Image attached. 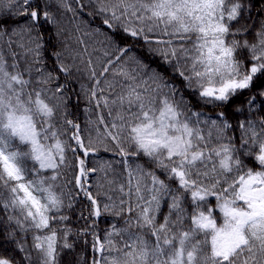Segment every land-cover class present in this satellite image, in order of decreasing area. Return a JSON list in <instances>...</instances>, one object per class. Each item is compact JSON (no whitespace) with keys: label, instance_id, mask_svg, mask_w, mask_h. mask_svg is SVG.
Listing matches in <instances>:
<instances>
[{"label":"snow or ice","instance_id":"1","mask_svg":"<svg viewBox=\"0 0 264 264\" xmlns=\"http://www.w3.org/2000/svg\"><path fill=\"white\" fill-rule=\"evenodd\" d=\"M31 2L0 0V44L7 48L6 51L0 47V208L18 213L6 217L10 224L22 231H33L32 247L38 253L39 264H58V247H74L67 239L71 229L64 226L58 234L54 226L68 219L56 215L66 205L53 189V182L62 176L60 170L69 166L66 149L75 151L61 139L66 135L65 126L72 129L70 139L84 157L77 158V175L70 182L89 201L87 216L98 219L113 209H118L115 215L135 213L127 222L128 227L146 228L153 238L150 243L142 234L132 233L129 242L117 248L112 236L119 232L113 227L104 241L99 235L94 236L91 246L96 256L90 264H101V260L104 264H264V119L237 124L240 148L251 142L258 153H248L256 170L246 168L239 158L244 153L235 146V138L226 135L232 124L225 113H218L216 119H201L206 114L191 112L190 102L174 84L132 56L127 43H120L127 37L164 45L163 49L148 50L162 53L165 63L182 78L185 87L198 90L200 102H220L224 106L245 91L251 92L258 74H264V24L256 32L254 43L237 39L248 31L246 25L231 27L241 11L250 12L251 5L243 0H76L81 10L88 5L95 7L111 32L101 33V43L106 46L102 55H93L97 50L90 51L82 38L90 33L79 26L75 31L81 35L74 40L80 47L70 53L72 65L63 63L64 52L53 53L60 72L67 73L71 67L79 71V65H83L93 87L81 90L97 108L108 109L112 117L110 123H105L104 117L98 115L96 121H90L92 130L86 129L82 136L80 125L67 118L65 85L48 87L58 77L40 66L42 35L35 29L41 20L52 24L57 20L46 10L49 0L29 9ZM54 2L75 14L68 0ZM12 5L19 10L16 14L30 19V25L5 27L13 15H5L3 10ZM155 33L169 39L153 40L149 34ZM240 49L250 53L248 67L237 56ZM125 61L135 65L132 72L124 70ZM110 70L125 81H105L107 89L120 88L111 100L98 96L105 91L100 86L101 79ZM257 96L264 99V86L242 105H236L235 111L242 112L244 106L254 108ZM98 125H103L102 132ZM225 139L228 143L222 142ZM104 141L114 145L111 149L105 147V151H114L122 158L119 163L124 165V171L119 181L114 174L109 178L113 173L110 162L86 167L89 154L97 152ZM139 157H147L151 166L174 180L194 203L215 197L221 222L217 223L215 209L196 203V211L189 217L191 225L184 229L181 195L172 194L165 180L143 167L136 159ZM45 172L49 175L42 178ZM93 173L101 174L95 194L88 183ZM226 173L233 175L229 179ZM113 193L118 194L115 199ZM163 199L171 201L170 213L157 223L156 213ZM89 228L91 225L82 232ZM7 235L14 238L15 232L8 231ZM17 248L25 251L22 242H17ZM113 251L119 255L109 261L104 253ZM25 259H30V255ZM0 264H15V257L0 255Z\"/></svg>","mask_w":264,"mask_h":264},{"label":"trees","instance_id":"2","mask_svg":"<svg viewBox=\"0 0 264 264\" xmlns=\"http://www.w3.org/2000/svg\"><path fill=\"white\" fill-rule=\"evenodd\" d=\"M45 0H32V2L27 6L31 9L33 6H39L43 4ZM75 14L73 12L67 11L55 4L54 0H49V7L46 9L50 11L53 17L57 20L56 24L50 22H45L41 20L39 22V27L35 29L42 35V63L41 67L49 72H52L58 77L57 80L51 82L48 87L55 88L57 84L65 85L64 95L66 97V113L67 118L78 123L81 128V135H85V130H92L89 124V113H90V103L89 99L86 98V94L80 88L77 78L76 67H71L70 71L63 73L59 71L58 62L54 58L53 53L64 52L63 63L65 65L71 66L73 63V57L70 54L72 50L79 48L75 43L74 37L78 34L75 31V26L80 27H90L94 33L100 35L104 38L101 33L111 32L103 24V16L98 14L95 7L92 5L86 6L83 10L77 7L76 0H71ZM84 3L85 0H80ZM244 3L251 5L250 12L241 11L240 17L237 21H233L231 27L236 28L241 25H246L248 31L243 36H238L237 39H247L249 43H254L256 40V32L260 29L261 24H264V0H243ZM227 7V4L225 5ZM19 10L16 9L15 5H12L9 9L3 10V14L11 13L13 19L8 22L5 27H26L31 24L30 19L27 16L16 14ZM78 19V23L76 20ZM73 23V24H72ZM99 30V32H97ZM35 34V33H33ZM149 36L155 40L157 38L167 40L169 37L164 36L161 33L149 34ZM7 39V36H6ZM121 45L127 43L131 47V55L135 56L137 59L141 60L147 64L151 69L161 72L171 84H174L177 89L183 93L187 101L190 102L191 112H200L203 115L202 118L205 119H216L218 113L223 112L229 123L232 124V128L226 133L227 136L234 137L235 146L240 149L244 154L239 156V158L244 161L246 168H253L256 170L255 165L252 163L251 159L248 157V153L258 154L256 148L251 145L248 147L240 148V130L237 128V124L241 121L251 120L253 122H259L264 119V99L261 97H256V106L249 109L244 106V110L240 113L235 111L236 105H242L243 101L247 99L250 95H254L257 88L264 86V74H258L257 79L253 85L251 92L245 91L242 95H238L234 100L230 101L227 105L221 106L220 102H215L213 104H205L200 102L197 89H187L185 87V82L178 75H175L171 70V65L165 63L162 53H150L149 47L163 49L164 45H159L156 43L148 44L140 39L123 38L120 40ZM178 44L179 41H174ZM190 43V42H188ZM0 47H5L6 45L0 44ZM13 49L17 52L20 50L16 48L13 44ZM67 49L68 51H65ZM99 53V51H98ZM237 56L243 60L245 67H248L251 63L250 53L247 49H240L237 52ZM9 60L11 58H8ZM17 59H20L17 57ZM124 59V58H122ZM126 65L133 64L131 61H125ZM21 68L24 67L23 60H20ZM36 75L35 73L33 74ZM110 94L113 95V91L109 90ZM257 123V127H258ZM66 127V135L62 136L61 139L66 141L68 144L72 145L75 151H70L66 149L65 157L69 166L63 167L60 171L62 176L58 178L57 181L53 182V189L56 191L57 195H61V198L65 202V207H62L59 213L56 215L66 216L68 219L63 222V224L57 222L54 226L59 232H61L64 226L71 229V233L68 235L67 239L69 242L73 243L74 247L72 249H60L58 247V264H90V261L96 256V253L92 250V242L95 235H99L101 240L104 241L105 237L112 232L113 227L119 232V235L112 236L113 244L120 248L126 242H129V237L132 233L142 234L145 228H131L128 227V221L135 217V213L128 214L122 213L120 215H115L114 212L118 209H113L107 214L102 215L100 218L96 219L91 216H87L90 209L89 201L82 195L78 194L77 187L73 181L74 177L77 175L75 164L77 158H84L81 155V150L76 147L74 141L70 139V134L72 129L68 126ZM205 127L204 125L201 126ZM93 138H95V132H91ZM223 143H228L225 139ZM48 143H52L49 141ZM216 144L217 141L213 140ZM113 148L114 145L110 141H104L102 146H99V150L95 153H90L87 157V165L89 168H96L102 166L105 162H110L112 164L113 173L110 174L109 178H114L119 181L121 179L120 174L124 171V165L120 164L119 161L122 159L114 151H105L104 148ZM138 162L148 169L149 171L155 172L157 176L164 179L165 182L173 190L172 194L179 193L182 197L181 207L184 209L183 212V228L187 229L191 225L189 217L193 215L196 211V203L201 205L207 204L211 208L215 209L214 215L216 216L217 223L219 224L222 220V214L219 212L217 206V199L215 197H208L206 201L194 203L187 192L178 188V185L174 180H169L166 178V174L158 168L151 166V162L148 161L147 157L136 158ZM32 162H29L31 166ZM49 173L45 172L42 174V178H47ZM100 173H93L88 178V183L91 185L90 191L95 194V185L100 179ZM229 179L232 177L233 173L225 174ZM225 185L221 183V187ZM113 198L115 199L118 194L113 193ZM7 193H5V197ZM121 198H123L121 196ZM103 199V198H101ZM170 203L168 199L161 200L160 208L156 213V222L161 223L165 217L170 213ZM203 210V208H201ZM18 213L12 209L5 211L0 208V255L7 257H15V264H39L38 253L33 249V231H22L16 227L15 224H10L6 217L9 215H17ZM53 213H49L52 215ZM83 214V215H82ZM85 216L87 218H85ZM172 218L175 219V213L172 214ZM91 225L88 232H82V230ZM127 229V231H124ZM8 231L15 232L14 238H8ZM37 233L39 230H35ZM47 232V229L44 230ZM17 242H22L24 245V252H21L17 248ZM30 255V259H25L26 256ZM116 252H106L104 256L110 261L113 256H118ZM101 264L104 261L101 260Z\"/></svg>","mask_w":264,"mask_h":264},{"label":"rangeland","instance_id":"3","mask_svg":"<svg viewBox=\"0 0 264 264\" xmlns=\"http://www.w3.org/2000/svg\"><path fill=\"white\" fill-rule=\"evenodd\" d=\"M68 2L72 6V8L74 9V6H73L71 0H68ZM76 22L78 23V19L76 20ZM74 26L77 27L76 24H74ZM80 28L82 29L83 32L90 33L89 36H83L82 38H83L85 44L86 45H89L90 51L93 48H95L97 50V51H95L93 53V55L94 56L95 55H102L101 50L104 47H106L105 45H103L101 43L104 38H101L100 35H97V33H94V31L91 30L90 27H84L83 26V27H80ZM77 35H81V33H78ZM98 51H99V53H98ZM134 67H135L134 64H131V65H126L125 63L123 64L124 70H126L128 72H132V70H133ZM79 68H80L79 71L76 68V72H77V78H78L77 80H78V83L80 85V88L84 87L86 89H91L93 87L92 80H89L88 77H87V74L83 71V65H79ZM113 69H116L117 71L119 70V69H117V66L116 65H113ZM105 81L113 82V83H116V84H123V83H125L124 78L121 77L120 75L115 74L112 70H110L109 73L105 74V77H103L101 79V85H100L101 87H105V91L102 94L98 93V96H100V95L107 96L108 99H110V100L115 96V94L117 92L120 91V88L119 87H116L115 91H113V95H111L110 92H109L110 89H107L106 86H105ZM89 103H90L89 124H90L91 127H93V126L90 123V121H96L98 119V115H102L104 117L105 123H110L111 122L112 117H109V115H108V109L104 108L103 106L97 108L94 103H91L90 101H89ZM201 119L207 120V119L202 118V117H201ZM98 127H99V130L101 132L104 130L103 129V125H98ZM144 230H145L144 233H142V235L144 236V239L147 240V241H149L151 243L152 240H153V238L150 235H148V230L146 228Z\"/></svg>","mask_w":264,"mask_h":264}]
</instances>
